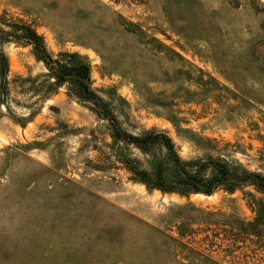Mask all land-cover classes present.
<instances>
[{
    "label": "rangeland",
    "instance_id": "1",
    "mask_svg": "<svg viewBox=\"0 0 264 264\" xmlns=\"http://www.w3.org/2000/svg\"><path fill=\"white\" fill-rule=\"evenodd\" d=\"M14 24L89 63L124 130L264 174V0H0V29ZM0 53V264H264V194L132 179L91 101L31 45L0 38Z\"/></svg>",
    "mask_w": 264,
    "mask_h": 264
},
{
    "label": "trees",
    "instance_id": "2",
    "mask_svg": "<svg viewBox=\"0 0 264 264\" xmlns=\"http://www.w3.org/2000/svg\"><path fill=\"white\" fill-rule=\"evenodd\" d=\"M14 29H0V38L31 45L56 86L67 85L70 93L91 101L97 113L109 123L115 161L131 174L132 179L161 192L203 193L210 195L216 190L234 191L251 186L264 194V174L240 169L224 160H183L177 153L172 139L163 131L143 130L139 134L124 130L114 117L108 104L90 86V65L74 54L64 53L55 58L46 47L43 37L31 26L14 24ZM6 71V57L0 53V74ZM122 148H135L149 158L144 164L139 158L120 154ZM106 162H109L106 161ZM209 169V174L205 171ZM256 219L264 216V203L255 207Z\"/></svg>",
    "mask_w": 264,
    "mask_h": 264
}]
</instances>
